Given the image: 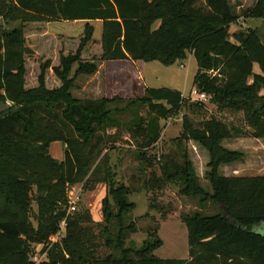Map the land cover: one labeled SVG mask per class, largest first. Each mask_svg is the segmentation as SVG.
Instances as JSON below:
<instances>
[{
    "label": "trees",
    "instance_id": "obj_1",
    "mask_svg": "<svg viewBox=\"0 0 264 264\" xmlns=\"http://www.w3.org/2000/svg\"><path fill=\"white\" fill-rule=\"evenodd\" d=\"M230 1L0 0V20L21 23L14 30L0 29V107L14 106L0 115V264H264V176L226 177L219 172L243 159L242 153L223 146L241 131L216 118L197 128L185 116L182 133L173 141L176 152L159 156L161 121L184 109L195 114L205 108L203 102L190 103L182 93L165 88H147L131 104L148 107L146 117L127 125L142 175L151 172L143 189L156 193L176 186L181 195L203 205L211 202L219 212L181 217L188 230L187 260L154 254L164 246L158 228L149 229L140 249L127 248V238L137 233L134 223H126L136 208L129 197L139 190L136 176L131 186L115 185L110 166L116 137L108 132L123 127L116 117L121 116L117 99H76L70 79L75 65L77 75L93 76L100 62L170 67L192 54L198 65L195 92L222 111L243 113L254 137L263 138L264 43L254 29L231 41L230 27L238 16ZM248 17L264 21V0L257 1ZM54 24L71 25L73 33L54 30ZM75 25L82 27L77 35ZM29 26L46 30L31 36ZM98 27L101 40L95 38ZM67 37L76 38L75 49L66 44ZM54 45L59 48L51 52ZM255 65L261 74L254 73ZM190 141L210 156L212 194L203 188L189 157L185 143ZM58 142L65 146L63 162L50 153ZM78 184L88 189L110 184L117 212L105 199L101 229L91 226L88 213H67V189ZM64 220L65 237L53 243ZM104 247L111 251L106 257L100 254ZM37 254L45 257L41 263L35 261Z\"/></svg>",
    "mask_w": 264,
    "mask_h": 264
},
{
    "label": "rangeland",
    "instance_id": "obj_2",
    "mask_svg": "<svg viewBox=\"0 0 264 264\" xmlns=\"http://www.w3.org/2000/svg\"><path fill=\"white\" fill-rule=\"evenodd\" d=\"M258 0H231L230 4L233 11L238 16V20L230 27V39L235 42V36L241 33H247L253 30L250 27L251 20L248 17V11L255 7ZM259 23L257 29L264 43V21L255 20ZM159 25L156 24L155 28ZM21 23H11L0 20V29L14 30L19 28ZM71 25L54 24L52 29L64 34H72ZM74 35L82 32V27L75 25ZM29 26L27 29L28 35L36 34L41 30L34 29ZM53 34L51 30H48ZM102 31L98 27L95 33V38L101 40ZM99 46V42H97ZM66 44L70 49L76 48V38H66ZM59 48V46H57ZM49 49L51 52L57 51V48ZM97 49V47H96ZM98 72L93 76L77 75L78 65H75L70 74V79L74 80V88L72 94L76 99L82 101H97L102 99L116 100L115 107L121 112V116L116 114L117 119L123 124V127L117 131L110 129L109 135L116 137V143L109 152L110 166L114 173L115 185L124 184L131 186L132 178L137 177L134 182L135 187L139 190L138 193L132 194L129 197L131 203H135L136 208L127 215L126 223H134L137 227V233L130 235L126 241V247L135 250L140 249L143 244L149 239V229H159V237L163 240L164 246L154 254L163 260H187L189 258L188 246V230L183 224L181 217L183 215H191L200 213L203 215H212L219 212L211 202L206 205L200 203L199 199H192L181 195L179 188L176 186H168L163 191L146 192L143 189V183L150 178V171L144 175L141 173L140 164L137 160L134 151L135 146L130 134L128 133L127 125L136 121L137 117H146L148 107L136 109L131 104L145 96V90L151 89H170L178 91L190 103L203 102L205 108L197 109L195 114H191L184 109L180 114L161 121L162 136L156 147V152L161 155L175 153L176 147L173 143L183 130L184 117L187 116L193 125L200 128L201 125L211 119L216 118L230 128H236L241 131L239 137L227 140L223 143L227 148H232L243 154V159L240 162L221 167L220 174L228 177H256L264 176V137L255 138V131L249 127L243 113H233L230 111H222L217 106L212 105L208 98L203 99L194 90V78L198 72V65L195 57L188 54L185 61H179L175 65L166 67L160 62H133V61H113L100 62ZM254 73L261 74L258 65L254 66ZM252 83V80H251ZM264 95V91L262 92ZM14 106L11 104L0 107V115L7 113ZM195 142L190 141L185 143L189 157L194 164L197 175L201 181L203 188L208 193H213V189L207 179V173L210 171L208 164L210 156L206 150L196 148ZM64 147V148H63ZM51 156L63 162L65 159V146L58 142L52 145L50 149ZM209 161V162H208ZM208 163V164H207ZM156 172L160 175L158 167ZM33 196L36 189L33 188ZM69 214L70 205L74 204L77 207L76 214L88 213L91 217V226L95 229H101L98 225L104 223V200L108 199L114 213L117 209L114 206V201L110 196V184H98L93 188H86L83 184L74 185L67 189ZM33 215L37 214L38 207L36 202H33ZM159 205L160 209L151 210L150 207ZM164 215L166 216L164 218ZM33 225L37 227V223L32 218ZM41 250L38 247L37 252ZM111 253L105 247L100 250L102 257H106ZM35 261L41 263L45 257L37 254Z\"/></svg>",
    "mask_w": 264,
    "mask_h": 264
},
{
    "label": "built area",
    "instance_id": "obj_3",
    "mask_svg": "<svg viewBox=\"0 0 264 264\" xmlns=\"http://www.w3.org/2000/svg\"><path fill=\"white\" fill-rule=\"evenodd\" d=\"M203 99H205V96H202ZM70 211H69V215L70 214H74L75 212H77V207L74 204H70ZM66 226H67V220H64L60 226V230L58 235L54 238L53 243H58L60 241H62V239L65 237L66 234Z\"/></svg>",
    "mask_w": 264,
    "mask_h": 264
},
{
    "label": "crops",
    "instance_id": "obj_4",
    "mask_svg": "<svg viewBox=\"0 0 264 264\" xmlns=\"http://www.w3.org/2000/svg\"><path fill=\"white\" fill-rule=\"evenodd\" d=\"M56 144H58V143H54L53 145H56ZM196 145H198V144H196ZM64 146V145H63ZM226 149H228V150H231V151H235L234 149H232V148H227L226 146H225V144L223 145ZM200 148V149H202V150H204L203 148H201L199 145L198 146H195V149L196 148ZM64 148V147H63ZM208 153V152H207ZM209 162V161H208ZM208 164V163H207ZM229 165H225L224 167H228ZM223 167V166H222ZM226 177H228V176H226Z\"/></svg>",
    "mask_w": 264,
    "mask_h": 264
},
{
    "label": "water",
    "instance_id": "obj_5",
    "mask_svg": "<svg viewBox=\"0 0 264 264\" xmlns=\"http://www.w3.org/2000/svg\"><path fill=\"white\" fill-rule=\"evenodd\" d=\"M258 25H259V23L256 22V21H252V22L250 23V27H251L252 29H254V30L257 29Z\"/></svg>",
    "mask_w": 264,
    "mask_h": 264
}]
</instances>
